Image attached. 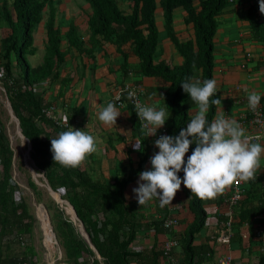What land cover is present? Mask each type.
Masks as SVG:
<instances>
[{"label":"trees","instance_id":"obj_1","mask_svg":"<svg viewBox=\"0 0 264 264\" xmlns=\"http://www.w3.org/2000/svg\"><path fill=\"white\" fill-rule=\"evenodd\" d=\"M48 1L0 0V87L6 92L22 134L31 144L30 158L35 171L43 174L51 189L72 205L96 251L78 232L71 211L58 205L45 188L38 187L31 175L22 170L23 160H20L17 168L26 174L27 186L35 203H43L50 214L53 231L62 249V258L57 264H167L162 259L161 250L133 249L141 229L164 231L162 220L144 223L143 206L127 201L124 195L126 186L144 169L148 160V139L151 140L150 137L145 138L134 113L136 130L145 138L137 168L119 172L108 184L90 178L82 164L71 169L53 163L51 139L67 130L54 126L44 115V109L51 103L40 87L43 82L51 83L57 78V68L64 60V54L60 52L59 30L53 22L46 23L47 42L43 62L32 66L28 60L36 53L34 33L43 21ZM83 1L92 9L88 19L92 38L113 40L120 47L131 43L132 53L138 58L139 71L143 75L162 76L172 81L167 104H170L168 111L171 117L162 128L164 135H178L188 124L189 111L197 106L180 83L186 78L201 82L212 79L216 18L225 8L227 0H129L128 12L120 11L116 0ZM177 8L183 9L185 23L191 24L194 31L193 37L183 42L173 36V12ZM158 10H161L165 29L183 59L182 64L174 69H169L162 62H154L158 41L155 13ZM254 21L253 25L258 27L256 19ZM74 33L75 29L71 28L68 35L72 37L69 40L70 44L77 45ZM79 44L82 46L80 41ZM211 99L219 97L216 94ZM3 106L0 102V264H42L32 242L38 220L24 190L13 179L15 159L2 119ZM217 106L210 105L208 123L212 122ZM194 148V144L190 145L185 161ZM178 176L182 179L183 171ZM181 186L188 195V206L194 220L182 235L173 233L174 230L169 232L181 249L180 260L176 258L175 264H202L204 259H210L214 245L218 244L209 237L208 242L195 245V236L206 220L205 204L204 200L191 195L183 184ZM231 209L230 216L223 215V212L217 216V229L213 236L218 235L229 222L232 231L230 241L235 237L241 239L244 229L250 230L254 219L264 214V191L260 190L258 181H251L250 187L243 189L241 199ZM261 223L264 224V220ZM222 248L226 253L228 247ZM258 264H264V253L259 256Z\"/></svg>","mask_w":264,"mask_h":264},{"label":"crops","instance_id":"obj_2","mask_svg":"<svg viewBox=\"0 0 264 264\" xmlns=\"http://www.w3.org/2000/svg\"><path fill=\"white\" fill-rule=\"evenodd\" d=\"M129 4V0H116L118 9L123 12L129 11ZM91 13V7L83 0H49L43 11V21L34 33L36 53L29 57V62L32 66H38L43 62L47 42L46 23L53 22L54 27L59 30L60 52L64 54V60L57 68V78L50 80L51 83L43 82L41 90L49 103L55 105L62 114L69 116L73 129L84 130L95 138L97 151L88 156L82 165L90 178L109 184L116 178L118 172L137 168L143 151L133 150V145L135 139L143 140V136L136 130L130 108L118 107L121 114L116 120L115 128L103 126L98 119V112L108 102H113L116 89L125 84L140 85L148 106L166 107L168 111L170 108V104L166 106L170 94L168 92L173 83L162 76L143 75L139 71V60L132 53L131 43L120 47L113 40L92 38L88 26ZM185 18L186 14L182 8L174 10L173 36L177 41H187L194 35L192 25L186 24ZM255 19L258 27L253 25ZM155 22L158 41L154 62H162L169 69H174L182 64L183 59L165 29L161 10L155 13ZM71 28L75 29L74 38L78 40L77 45L70 44L69 39L72 36L68 33ZM212 56V79L217 82L216 94L221 100L213 120L222 112L225 118L238 123L239 115L246 109L247 97L253 91L261 94L260 102L264 108V14L259 11V0H232L226 3L216 18ZM35 57L36 60L33 59ZM197 110L198 106H195L189 111L188 123ZM250 132L253 130L250 129ZM148 140L149 148L146 150L148 160L142 171L151 170L150 158L159 151L154 146L155 140L153 138ZM260 144L264 146V142ZM142 147L144 150L143 142ZM252 181H258L260 190L264 191V154L261 156V170L257 173L256 180ZM250 182H244V188L248 189ZM139 183L143 182L139 180L138 174L126 186L124 195L127 201L137 202L133 189L137 188ZM231 189L232 186L215 199L204 200V207L219 205L220 212H226L227 208L220 206V201L230 195ZM188 203V195L181 186L171 205L161 208L159 201L155 199L143 205L141 213L145 217L144 223L162 220L163 217L171 215L178 219L179 226L182 227L181 230L175 228L173 233L182 235L194 220ZM258 222L259 220H256L251 224L249 231L253 236L249 245L243 243L239 237L230 241L226 251H230L232 255V264H258L259 256L262 254L259 248L261 243H264L262 242L264 237L261 240L254 238ZM215 226V223L205 225L196 234L195 245L208 242V238L215 232ZM164 233L173 237L172 232L141 229L133 248L137 247L136 250L154 248L159 251L165 240ZM213 250L210 259H204L202 264H217L218 257L225 253L219 245H214ZM180 255L181 249L178 246L174 250V256L180 260Z\"/></svg>","mask_w":264,"mask_h":264},{"label":"clouds","instance_id":"obj_3","mask_svg":"<svg viewBox=\"0 0 264 264\" xmlns=\"http://www.w3.org/2000/svg\"><path fill=\"white\" fill-rule=\"evenodd\" d=\"M231 1L227 0V3ZM259 11L264 14V0H259ZM180 86L198 106V110L178 135H162L154 141L159 151L150 158L151 170L139 173V180L143 183L133 189L140 206L154 199L159 201L161 208L171 205L181 184L196 198L212 200L234 184L256 180L261 170L264 146L253 143L241 126L235 120L225 118L222 112L211 123L207 121L210 105H221L220 99L210 100L217 93L216 80L201 82L186 78ZM134 95L128 93L130 99ZM247 100L249 108L255 111L261 94L253 91ZM135 113L146 130L145 138L155 136L170 116L166 107L156 108L138 102ZM120 114L116 103L108 102L98 112V119L106 128H115ZM60 119L68 130L59 132L56 138L51 139L53 163L75 169L97 151V143L88 132L70 127L68 115L62 114ZM25 139L22 138L20 145L24 144ZM143 140L135 139L133 150L143 151ZM193 144L195 148L185 161V155ZM181 171L182 179L178 176Z\"/></svg>","mask_w":264,"mask_h":264},{"label":"built area","instance_id":"obj_4","mask_svg":"<svg viewBox=\"0 0 264 264\" xmlns=\"http://www.w3.org/2000/svg\"><path fill=\"white\" fill-rule=\"evenodd\" d=\"M129 92L135 93V95L131 99L128 97ZM143 94H144L143 89L140 85L125 84L121 87L119 86L116 89L113 102L116 103V106L119 108L122 107L130 108L134 113V116L141 130L145 134L146 130L142 128L141 122L139 121L138 116L135 113V104L137 102L142 105H148L144 100ZM118 97L119 99H117ZM44 115L54 126L67 129V126L63 125L60 119L62 113L55 105L50 104L47 108H45ZM68 124L70 127H72L69 121ZM238 124L244 130L245 135L252 138L253 143L264 142V108L262 106V103L260 102L257 109L255 111H252L249 108L247 102L245 111L241 113L238 117ZM250 129L253 130L252 133L250 132ZM164 133H165L164 129L160 128L157 130L155 136H148V137L156 140L160 136L164 135ZM243 189H244V182H240L239 184H234L232 186L230 195L228 197L225 196L222 198L221 200L222 204H220V206H224L225 208H227V211L222 213L223 215L226 216L231 215L232 213L231 208L235 206L241 199L243 194ZM204 210L206 213V220L204 226L205 225L210 226V224L212 223H215L217 225V216H219V214L221 213L219 205L210 206V207L207 206L204 207ZM209 219L211 221H209ZM256 220H259V222L256 223V228L254 230V235H255L254 238L261 240L262 237H264V224L261 223L262 220H264V214L255 218L253 222H255ZM247 225L248 224H245V226ZM178 226H179V221L174 216L170 215L163 217L162 228L164 232L169 233ZM214 228L217 229V226H215ZM164 236H165V240L160 249L162 253V259L167 264H175L176 257H174L172 254L174 253V250L179 246V242L174 237L169 236V234L164 233ZM252 236L253 235H251V232L248 230V228L244 229V231L241 233V240L246 245H249ZM231 238H232V231L229 222L225 224V226L218 235L211 237L212 240H215L217 244L222 247L224 246L229 247L228 245L230 243ZM134 249H137V247ZM259 251L261 253H264V243H261ZM217 264H232V255L230 251H227L223 255L219 256L217 259Z\"/></svg>","mask_w":264,"mask_h":264},{"label":"rangeland","instance_id":"obj_5","mask_svg":"<svg viewBox=\"0 0 264 264\" xmlns=\"http://www.w3.org/2000/svg\"><path fill=\"white\" fill-rule=\"evenodd\" d=\"M36 58L37 57H35L33 59L36 60ZM28 60H29V58H28ZM0 102L3 105L5 104L4 95L1 92V90H0ZM6 118H8V121H6ZM2 119L5 123V132L9 137L11 148H12L13 153H14L15 162H14V168H13V179L24 190L25 195H26L27 200H28V203H29L33 213H35L36 217L38 218V221L36 220L37 222H36V226H35L34 234H33V239H32L33 245L35 246L36 251L40 255V259H41L42 264H57L61 261V258L59 257V254L57 253L56 244L54 243V240L56 237L54 238V235H53L54 231L52 232L53 227H52L51 221H49L50 214H49L48 210H47L48 213L46 212V210H45L46 207L44 208L42 206H39L38 208H36L35 200H34L35 198L33 196V193L31 192V190L27 186V176L25 173H23L22 171H20L17 168V162L20 160L22 161L23 154L26 150L25 144L20 145L21 140L16 135L15 124L10 123L9 114H8L5 107H4V115H3ZM22 165H23L22 170L23 171L26 170V172L28 174H30L27 171V169L25 168V165L23 162H22ZM38 174L42 175L41 173H38ZM118 174H119V172H118ZM56 199H57V197H56ZM41 204H43V203H41ZM65 207L68 208L67 206H65ZM209 221H211V220L209 219ZM177 229L181 230L182 227L180 228V226H178ZM47 231H48V236H47ZM56 242H57V239H56ZM61 251H62V249H61Z\"/></svg>","mask_w":264,"mask_h":264},{"label":"water","instance_id":"obj_6","mask_svg":"<svg viewBox=\"0 0 264 264\" xmlns=\"http://www.w3.org/2000/svg\"><path fill=\"white\" fill-rule=\"evenodd\" d=\"M1 92L4 95V99H5V104L4 107L6 108L8 114H9V121L10 123H14L15 127H16V135L17 137L22 141V138H25L24 135L22 134L20 125H19V120L16 118L13 109L11 107V104L7 98L6 92L4 91L3 88L0 87ZM26 150L23 154L22 160L23 163L25 165V168L27 169V171L31 174V177L34 181V183L40 187V188H45V190L48 192V194L50 195V197L60 206L65 207L67 206L71 213L73 214V221L76 223V226L78 228V232L80 233V235L82 236V238L89 244V246L95 251L94 247L91 245L90 243V239L88 234L86 233L84 226L82 224V222L78 219L77 214L75 212V210L73 209L72 205L67 201V200H63L61 198L60 193L55 192L51 189V187L48 185L47 180L45 179L44 175H40L35 171V166H34V162L31 160L30 158V151H31V144L29 142V140L26 138L24 141ZM14 158V157H13ZM42 177V178H41ZM56 196H58V199H56ZM36 206H43L45 208V206L43 204H36ZM34 205V206H35ZM46 209V208H45ZM47 211V209H46ZM48 213V212H47ZM36 215V214H35ZM49 217V216H48ZM37 218V217H36ZM38 220V218H37ZM50 220V219H49ZM53 230V228H52ZM55 236V233H54ZM56 237V236H55ZM56 250L57 253L59 254V257L62 258V251L60 246L58 245V242H56ZM96 252V251H95ZM98 256V255H97Z\"/></svg>","mask_w":264,"mask_h":264},{"label":"bare ground","instance_id":"obj_7","mask_svg":"<svg viewBox=\"0 0 264 264\" xmlns=\"http://www.w3.org/2000/svg\"><path fill=\"white\" fill-rule=\"evenodd\" d=\"M56 196V195H55ZM57 197V199H58V196H56ZM39 206H36V208H38ZM43 207V206H42ZM46 210V209H45ZM70 210V209H69ZM47 212V211H46ZM50 221V220H49ZM52 232H53V230H52ZM53 235H54V232H53ZM47 236H48V231H47ZM54 238H55V236H54ZM54 243L56 244V238H55V240H54Z\"/></svg>","mask_w":264,"mask_h":264}]
</instances>
